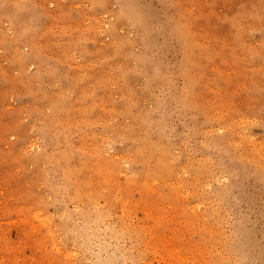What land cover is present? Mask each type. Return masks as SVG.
<instances>
[{
  "label": "rangeland",
  "instance_id": "rangeland-1",
  "mask_svg": "<svg viewBox=\"0 0 264 264\" xmlns=\"http://www.w3.org/2000/svg\"><path fill=\"white\" fill-rule=\"evenodd\" d=\"M0 264H264V0H0Z\"/></svg>",
  "mask_w": 264,
  "mask_h": 264
},
{
  "label": "clouds",
  "instance_id": "clouds-1",
  "mask_svg": "<svg viewBox=\"0 0 264 264\" xmlns=\"http://www.w3.org/2000/svg\"><path fill=\"white\" fill-rule=\"evenodd\" d=\"M98 251L101 254L107 252L108 254H115L118 250L115 248V242L100 241L98 242Z\"/></svg>",
  "mask_w": 264,
  "mask_h": 264
},
{
  "label": "bare ground",
  "instance_id": "bare-ground-1",
  "mask_svg": "<svg viewBox=\"0 0 264 264\" xmlns=\"http://www.w3.org/2000/svg\"><path fill=\"white\" fill-rule=\"evenodd\" d=\"M167 176V175H166ZM128 196V195H127Z\"/></svg>",
  "mask_w": 264,
  "mask_h": 264
}]
</instances>
